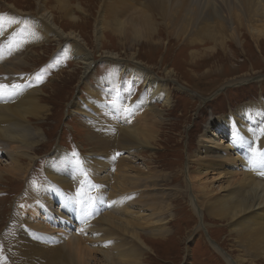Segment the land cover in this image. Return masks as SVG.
<instances>
[{
    "label": "bare ground",
    "instance_id": "bare-ground-1",
    "mask_svg": "<svg viewBox=\"0 0 264 264\" xmlns=\"http://www.w3.org/2000/svg\"><path fill=\"white\" fill-rule=\"evenodd\" d=\"M74 1L37 0L33 13L26 14L15 6L0 12V84L9 85L0 93V158L5 155L10 160L2 164L0 159V182L5 181V176L27 177L38 156L37 146L45 139L43 129L32 121L45 118L50 110L40 96L43 89L37 87L38 79L24 74L21 79L18 74L23 71L20 67L28 62L18 50L25 35L23 43H40L50 36L58 42L70 40L63 51L80 63L81 79L88 82L94 74L92 51L78 47L76 41L84 43L85 40L75 31L64 32L56 20L57 14L75 24L82 21V14L90 19L94 15L92 32L97 41H108L107 33H110L118 43L130 48L141 43L158 45L162 42V25L172 38L182 40L185 36L183 44L192 48L206 39L221 43L219 37L223 38L228 29L238 39V29L243 25L254 39L264 38V0H91L93 7L97 6L95 11L88 9V4ZM169 10L172 17L167 19ZM16 26L19 35L15 44L1 48ZM101 55L118 57L110 51ZM130 57L131 62L117 67L120 73H130L136 84L143 82L147 87L144 94L136 99L118 87L112 93L115 100L102 99L118 113L107 120L97 116L92 123L112 127L117 134L106 140L98 138L95 132L89 134L90 142H103L97 147V153L91 148L86 157L82 154L72 157L61 146L55 147L45 164L48 179L33 185L29 181L17 200L19 228L8 236L13 246L6 237L0 239L1 246L5 243L10 264H142L147 252L152 250L142 230L149 227L153 238H166L170 233L164 214L171 204L164 205L165 194L157 193L162 190L157 173L150 167L146 170L137 167L134 157L146 146H157L166 113L174 102L173 90L162 89L158 76L135 63V53ZM59 58L60 54L56 53L52 62L60 63ZM124 75H120V82H124ZM171 75L173 70H165L166 77ZM92 80L85 87L93 96H99L91 87ZM13 85L20 87L13 88ZM145 94H148L147 101H143ZM158 103L162 109L157 107ZM137 112L144 115L143 126L141 121L132 123V115ZM97 113L105 114L103 110ZM238 119L243 122L238 124ZM212 120L213 130L207 131V135L205 132L203 144L188 154L192 165L184 170L189 177L188 183L185 182L186 191L189 190L202 218L207 215L229 223L230 232L242 249L239 260L247 262L250 257L251 263L257 264L258 258L264 260V103H246ZM221 136L225 139L220 140ZM115 138L123 151L119 169L117 163L122 153L114 152ZM207 142H212L217 149H210ZM111 145L108 150L116 161L112 168L118 169L114 172L115 183L111 184L114 185L110 194L113 208L108 207L110 198L90 200L88 186L83 183L89 166L97 162L94 169L103 179L95 180V184L102 185L100 193L110 189L107 181L111 180L107 176L110 152H104L103 148ZM226 160H229L228 173L212 175L215 165L218 168ZM54 205L56 214L50 211ZM65 214L68 217L62 216ZM0 264H5L3 258Z\"/></svg>",
    "mask_w": 264,
    "mask_h": 264
},
{
    "label": "rangeland",
    "instance_id": "rangeland-1",
    "mask_svg": "<svg viewBox=\"0 0 264 264\" xmlns=\"http://www.w3.org/2000/svg\"><path fill=\"white\" fill-rule=\"evenodd\" d=\"M36 1L0 0V12L5 9L12 10L10 6H15L26 14L33 13L37 8ZM74 2L76 3L77 0ZM78 2L88 4V9L92 11L97 8V6L93 7L91 0ZM171 17L172 12L169 10L167 19ZM81 19V22L75 24L68 19L59 18L58 14L56 16L58 25L64 32L75 31L85 40L84 43L87 46L80 40L76 41L79 48L88 47L87 49L92 51L95 63L94 74L90 77V80L93 79L91 87L96 89L99 96H93L90 89H86L85 85L90 86V80L85 82L81 79L80 74L82 76L83 68L81 70L80 63L68 52L63 51L70 40L58 42L50 36L40 43H23L25 35L24 41L18 47L22 58L28 60L27 64L20 67L23 70L18 72L20 78L31 75L32 79H38L37 87L43 89L40 96L50 110L45 118L32 121L43 129L45 139L37 146L35 154L38 156L34 159V165L32 164L33 167L27 177L20 179L5 176V181L0 182V239L6 237L5 240L11 247L13 246L14 243L8 240V236L19 228L17 200L28 187L29 181L33 185L36 182L38 184L45 182L46 177L48 179L47 174L45 175V164L56 146H61L72 157L78 154L86 157L91 148L97 153V147L103 143L102 141L90 142L87 138L89 134L95 132L98 138L104 140L108 136H116L117 133L112 127L105 128L92 121L97 116L107 120L118 113L117 109L102 100L106 98L115 100L112 95L116 93L118 87L123 88L122 92L128 91L134 98L141 99L144 88H147L146 85L143 82L136 84L130 73H120L121 70L117 67L120 63L130 61L131 54L135 53L134 62L143 65L149 72L158 76L162 80L160 83L162 89L173 90L174 101L171 110L166 113L157 146L152 148L146 146L142 153L140 151L134 157L137 167L142 170L150 167L151 171L157 173L156 177L162 186V190L157 193L165 194L164 199L167 202L165 201L164 205L171 204L168 209L170 212L167 211L164 214L170 230L166 238L164 236L153 238L149 227L142 230L143 238L152 248L145 255L146 259L142 264H235L233 261L237 264H252L253 258L250 257H247V262L239 260L238 255L242 249L235 235L231 234V226L228 222H221L207 215L202 218L201 213L197 212L189 190L186 191L185 182L188 183L189 177L184 174V170L189 169L188 165H192L188 154L193 153L203 144L202 138L205 132L207 135L209 134L207 131L213 130V118L218 115H227L231 108L235 109L246 103H264V38L254 39L247 26L243 25L238 29V39L231 36L232 29H228V33L223 38L219 37L221 43L215 39H206L192 48L183 44L185 36L182 40L172 38L161 24L162 42L158 45L146 43L142 45L141 43L135 48H130L128 45L118 43L116 36L110 33H107V36L110 35L107 38L108 41H97L92 32L94 15L90 19L82 14ZM158 21H162L160 17ZM32 28L39 29L33 25ZM18 35L16 26L6 43L2 42L1 48L13 46ZM106 51L117 53L118 57L101 55ZM56 53L60 54V63L52 62ZM165 70H173V75L170 78L166 77ZM121 74H125L124 82L119 81ZM147 99L148 94H145L143 101ZM157 107L162 109V104L158 103ZM98 110H103L105 114L99 115ZM143 117V114L137 112L136 115H132V123L141 121V124ZM238 120V124L243 122L241 119ZM105 126H107L106 123ZM219 133L224 135L221 131ZM219 139L225 138L221 136ZM207 145L210 149H217L212 142H207ZM110 147L112 148V145L106 149L103 148L104 152H110L108 150ZM116 151L122 153L117 163L119 169L123 151L115 138L114 152ZM108 156L110 174L107 176L111 180L107 181L110 189L105 188V193H100L99 186L102 185L95 184L97 180L103 179V176L100 177V172L94 169H97V162L89 166L87 179L83 180V183L88 186L90 200L93 201L99 197L110 198L108 207L113 208L115 204L110 194L113 192L114 185L111 184L115 183L116 173L114 172L118 169L115 171L112 168L116 163L113 153L110 152ZM2 157L0 158L2 164L10 162L7 156ZM227 162L229 160L220 162L218 168L215 165L216 169L212 170L214 172L212 175L228 173ZM50 211L56 214L55 205L50 207ZM62 216L68 217L67 214ZM6 253L4 243L0 245V258L4 259L5 264H10ZM256 263L264 264V260L258 258Z\"/></svg>",
    "mask_w": 264,
    "mask_h": 264
},
{
    "label": "snow or ice",
    "instance_id": "snow-or-ice-1",
    "mask_svg": "<svg viewBox=\"0 0 264 264\" xmlns=\"http://www.w3.org/2000/svg\"><path fill=\"white\" fill-rule=\"evenodd\" d=\"M13 88H19L20 85H13ZM9 88V85L7 84H0V93L4 92L6 89Z\"/></svg>",
    "mask_w": 264,
    "mask_h": 264
}]
</instances>
